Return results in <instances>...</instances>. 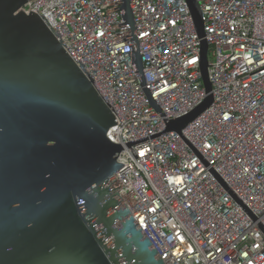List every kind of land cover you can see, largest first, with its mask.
<instances>
[{"label": "built area", "instance_id": "2783aa9c", "mask_svg": "<svg viewBox=\"0 0 264 264\" xmlns=\"http://www.w3.org/2000/svg\"><path fill=\"white\" fill-rule=\"evenodd\" d=\"M196 1L214 101L181 134L166 119L208 96L185 0H130L144 85L123 0H31L24 9L44 15L114 109L108 138L131 161L116 173L117 192L163 262L264 264V0Z\"/></svg>", "mask_w": 264, "mask_h": 264}, {"label": "water", "instance_id": "95a60500", "mask_svg": "<svg viewBox=\"0 0 264 264\" xmlns=\"http://www.w3.org/2000/svg\"><path fill=\"white\" fill-rule=\"evenodd\" d=\"M29 1L0 0V264H165L117 192L131 161L108 138L114 109L44 15L26 12ZM185 1L208 96L166 119L179 134L214 101L202 11ZM121 10L144 85L130 0Z\"/></svg>", "mask_w": 264, "mask_h": 264}]
</instances>
